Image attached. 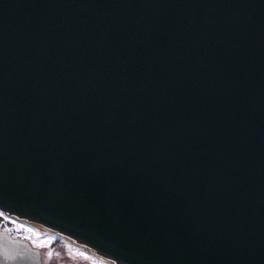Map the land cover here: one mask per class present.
<instances>
[{
	"label": "water",
	"instance_id": "obj_1",
	"mask_svg": "<svg viewBox=\"0 0 264 264\" xmlns=\"http://www.w3.org/2000/svg\"><path fill=\"white\" fill-rule=\"evenodd\" d=\"M0 213L114 264H264V0H0ZM0 264L43 263L0 231Z\"/></svg>",
	"mask_w": 264,
	"mask_h": 264
},
{
	"label": "rangeland",
	"instance_id": "obj_2",
	"mask_svg": "<svg viewBox=\"0 0 264 264\" xmlns=\"http://www.w3.org/2000/svg\"><path fill=\"white\" fill-rule=\"evenodd\" d=\"M0 230L6 231L13 237L26 239L37 249L42 250L43 262L45 264H94L83 254L75 252L65 243L48 239L33 241L31 234L23 229L11 218L0 213Z\"/></svg>",
	"mask_w": 264,
	"mask_h": 264
},
{
	"label": "bare ground",
	"instance_id": "obj_3",
	"mask_svg": "<svg viewBox=\"0 0 264 264\" xmlns=\"http://www.w3.org/2000/svg\"><path fill=\"white\" fill-rule=\"evenodd\" d=\"M7 217L11 218L13 221H15L17 224H19L23 229H25L27 232H29L31 234L33 241H41V240H45V239H48L51 241L59 240V241L65 243L66 245H68L75 252L83 254L85 257H87L89 260H91V262H93L94 264H114V263L104 259L103 257L89 251L88 249L84 248L83 246L77 244L76 242L57 234L54 231H51V230L46 229V228L41 227V226H37V225L31 224V223L25 222L23 220H20V219L14 218V217H10V216H7Z\"/></svg>",
	"mask_w": 264,
	"mask_h": 264
},
{
	"label": "flooded vegetation",
	"instance_id": "obj_4",
	"mask_svg": "<svg viewBox=\"0 0 264 264\" xmlns=\"http://www.w3.org/2000/svg\"><path fill=\"white\" fill-rule=\"evenodd\" d=\"M1 231V230H0ZM10 235V234H9ZM11 236V235H10ZM12 238H14V239H20V238H16V237H13V236H11ZM22 240H26V239H22ZM27 241V240H26ZM29 242V241H28ZM30 243V245L34 248V249H37L36 247H34L32 244H31V242H29ZM39 250V252H40V256H41V261H42V263L43 264H45L44 262H43V257H42V250L41 249H38Z\"/></svg>",
	"mask_w": 264,
	"mask_h": 264
}]
</instances>
